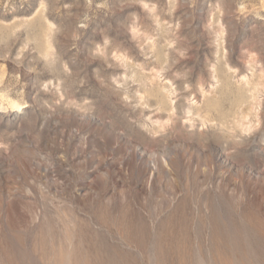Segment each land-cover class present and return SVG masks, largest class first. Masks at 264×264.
<instances>
[{"label":"rangeland","instance_id":"374dc122","mask_svg":"<svg viewBox=\"0 0 264 264\" xmlns=\"http://www.w3.org/2000/svg\"><path fill=\"white\" fill-rule=\"evenodd\" d=\"M263 230L264 0H0V264H264Z\"/></svg>","mask_w":264,"mask_h":264},{"label":"bare ground","instance_id":"6f19581e","mask_svg":"<svg viewBox=\"0 0 264 264\" xmlns=\"http://www.w3.org/2000/svg\"><path fill=\"white\" fill-rule=\"evenodd\" d=\"M250 226H252V225H250ZM259 226H260V225H259ZM252 227H255V226H252ZM254 229H255V228H254ZM259 229H260V228H259ZM256 230H257V229H256ZM260 230H261V229H260ZM220 231H221V230H220ZM252 231H253V230H252ZM263 231H264V230H263ZM216 233H217V232H216ZM218 233H219V231H218ZM218 233H217V234H218ZM248 233H249V232H248ZM250 234H251V233H250ZM252 234H253V233H252ZM218 236L220 237V235H218ZM250 236H251V235H250ZM252 237H254V236L252 235ZM234 238H236V237H234ZM239 238H240V237H239ZM254 238L257 239L256 237H254ZM259 238H260V237H259ZM222 239H223V238H222ZM251 239H252V238H251ZM234 240H235V239H234ZM236 240H237V239H236ZM263 240H264V239H263ZM224 241H225V240H224ZM241 241H242V240H241ZM243 241H244V240H243ZM255 241H256V240H255ZM226 242L228 243V240L225 241V243H226ZM231 242H232V238H231ZM245 242H246V241H245ZM222 243H223V242H222ZM241 244H242V243H241ZM247 244H248V243H247ZM227 245H228V244H227ZM230 245H231V244H230ZM230 245H229V246H230ZM232 245H233V242H232ZM232 245H231V246H232ZM244 245H245V244H244ZM248 245H249V244H248ZM250 245H251V244H250ZM236 247H237V246H236ZM236 247H235V250H236ZM245 247H248V246H245ZM245 247L243 248V250L245 249ZM250 247H253V246H250ZM225 248H226V247H225ZM231 248H232V247H231ZM248 248H249V247H248ZM253 249H254V248H253ZM262 249H263V248H262ZM219 250H220V249H219ZM250 250H251V249H250ZM256 250H257V249H256ZM64 251H65V250H64ZM226 251H227V250H226ZM230 251H232V250H230ZM247 251H248V249H247ZM261 251L263 252L264 249L261 250ZM62 252H63V251H62ZM62 252H61V253H62ZM219 252H220V251H219ZM232 252H233V251H232ZM235 252H236V251H235ZM244 252H245V250H244ZM223 253H224V251H223ZM250 253H251V252H250ZM250 253H248V256H249ZM256 253H257V252H256ZM263 253H264V252H263ZM231 254H232V253H231ZM233 254H234V252H233ZM242 254H243V253H242ZM62 255H65V256H66L65 253L62 254ZM70 255H71V254H70ZM70 255L68 254V256H70ZM244 255L246 256V254H244ZM253 255H255V254H253ZM257 255H258V254H257ZM257 255H256V256H257ZM65 256H64V257H65ZM68 256H67V258H68ZM220 256H221V255H220ZM223 256H224V255H223ZM229 256H230V255H229ZM236 256H237V255H236ZM242 256H243V255H242ZM260 256L263 257V256L261 255V253H260ZM224 257H225V259H226V256H224ZM239 257H241V256H239ZM243 257H244V256H243ZM230 258H232V257H230ZM246 258H247V257H246ZM246 258H244V259H246ZM248 258H251V257L249 256ZM258 258H259V256H258ZM58 259H59V258H58ZM69 259H70V258H69ZM225 259H224V260H225ZM227 259H228V258H227ZM234 259H235V258H234ZM236 259H237V258H236ZM244 259H243V261H244ZM260 259H261V258H260ZM229 260H230V259H229ZM250 260H251V262L254 261V260H252V259H250ZM60 262H61V261H60ZM225 262L227 263L228 261H225ZM232 262H233V261H232ZM232 262H231V263H232ZM244 262H245V261H244ZM61 263H62V262H61ZM61 263H60V264H61ZM229 263H230V262H229ZM232 264H233V263H232ZM236 264H237V261H236ZM238 264H241V263H238ZM249 264H251V263H249Z\"/></svg>","mask_w":264,"mask_h":264}]
</instances>
